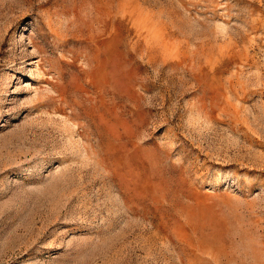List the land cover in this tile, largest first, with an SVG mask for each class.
<instances>
[{
    "label": "rangeland",
    "instance_id": "374dc122",
    "mask_svg": "<svg viewBox=\"0 0 264 264\" xmlns=\"http://www.w3.org/2000/svg\"><path fill=\"white\" fill-rule=\"evenodd\" d=\"M0 264H264V0H0Z\"/></svg>",
    "mask_w": 264,
    "mask_h": 264
}]
</instances>
